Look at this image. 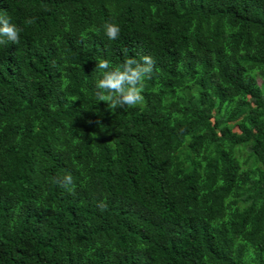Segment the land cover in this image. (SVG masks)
Returning a JSON list of instances; mask_svg holds the SVG:
<instances>
[{"label": "trees", "instance_id": "trees-1", "mask_svg": "<svg viewBox=\"0 0 264 264\" xmlns=\"http://www.w3.org/2000/svg\"><path fill=\"white\" fill-rule=\"evenodd\" d=\"M0 15L22 29L0 45V264H264V0ZM144 55L141 104L96 100L97 61Z\"/></svg>", "mask_w": 264, "mask_h": 264}, {"label": "clouds", "instance_id": "clouds-1", "mask_svg": "<svg viewBox=\"0 0 264 264\" xmlns=\"http://www.w3.org/2000/svg\"><path fill=\"white\" fill-rule=\"evenodd\" d=\"M25 23L33 24L34 18L27 19ZM104 28L109 40L119 37L118 25L107 23ZM21 31L16 24L10 22L7 15H0V45L19 43ZM154 64V59L149 55H144L139 61L128 57L117 67H112L107 59L97 61L95 71L100 72L101 76L95 84L96 100L105 102L112 111L125 110L141 104L144 100V79L152 73ZM55 183L69 193H74L73 177L70 174L56 178ZM98 207L103 210L107 205L101 202Z\"/></svg>", "mask_w": 264, "mask_h": 264}, {"label": "rangeland", "instance_id": "rangeland-1", "mask_svg": "<svg viewBox=\"0 0 264 264\" xmlns=\"http://www.w3.org/2000/svg\"><path fill=\"white\" fill-rule=\"evenodd\" d=\"M260 82V80L259 79H257V83H259Z\"/></svg>", "mask_w": 264, "mask_h": 264}]
</instances>
